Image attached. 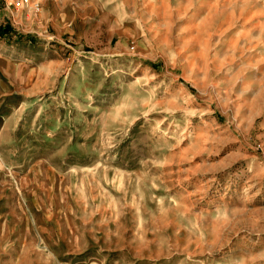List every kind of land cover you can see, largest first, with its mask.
<instances>
[{
	"label": "rangeland",
	"instance_id": "374dc122",
	"mask_svg": "<svg viewBox=\"0 0 264 264\" xmlns=\"http://www.w3.org/2000/svg\"><path fill=\"white\" fill-rule=\"evenodd\" d=\"M36 1L0 0V264H264V0Z\"/></svg>",
	"mask_w": 264,
	"mask_h": 264
},
{
	"label": "built area",
	"instance_id": "2783aa9c",
	"mask_svg": "<svg viewBox=\"0 0 264 264\" xmlns=\"http://www.w3.org/2000/svg\"><path fill=\"white\" fill-rule=\"evenodd\" d=\"M5 4H14L17 7H25L31 11L37 12L40 9L39 2L36 0H14V2H8L7 0H3Z\"/></svg>",
	"mask_w": 264,
	"mask_h": 264
}]
</instances>
